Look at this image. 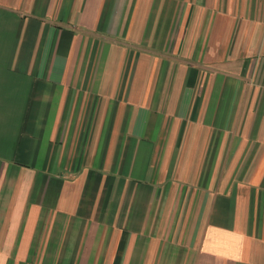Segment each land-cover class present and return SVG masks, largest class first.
<instances>
[{
	"label": "crops",
	"instance_id": "obj_1",
	"mask_svg": "<svg viewBox=\"0 0 264 264\" xmlns=\"http://www.w3.org/2000/svg\"><path fill=\"white\" fill-rule=\"evenodd\" d=\"M0 264H264V0H0Z\"/></svg>",
	"mask_w": 264,
	"mask_h": 264
}]
</instances>
